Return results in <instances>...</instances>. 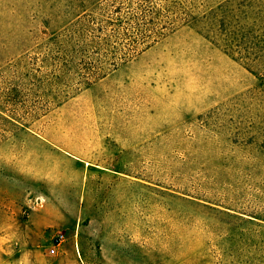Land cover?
Here are the masks:
<instances>
[{"label": "rangeland", "instance_id": "obj_1", "mask_svg": "<svg viewBox=\"0 0 264 264\" xmlns=\"http://www.w3.org/2000/svg\"><path fill=\"white\" fill-rule=\"evenodd\" d=\"M102 1L0 0V264H264V0L249 66L191 23L79 86Z\"/></svg>", "mask_w": 264, "mask_h": 264}, {"label": "trees", "instance_id": "obj_2", "mask_svg": "<svg viewBox=\"0 0 264 264\" xmlns=\"http://www.w3.org/2000/svg\"><path fill=\"white\" fill-rule=\"evenodd\" d=\"M198 1L105 0L95 5L88 15L77 19L68 36L74 46L72 59L78 68L77 84L90 86L102 80L191 23L199 26V32L211 44L233 58L238 54L235 60H245L244 64L249 66L248 53H242L243 56L236 43L237 32L245 33L248 28L244 13L240 17L242 7L247 8V0L239 3L217 0L210 6L202 4L206 0ZM259 9L262 13L259 18L264 22L263 1ZM256 74L264 77V68Z\"/></svg>", "mask_w": 264, "mask_h": 264}, {"label": "built area", "instance_id": "obj_3", "mask_svg": "<svg viewBox=\"0 0 264 264\" xmlns=\"http://www.w3.org/2000/svg\"><path fill=\"white\" fill-rule=\"evenodd\" d=\"M65 235L61 231H54L52 237H51V242L50 245L48 246V254L50 256H55L57 255L61 249L63 244L65 243Z\"/></svg>", "mask_w": 264, "mask_h": 264}]
</instances>
